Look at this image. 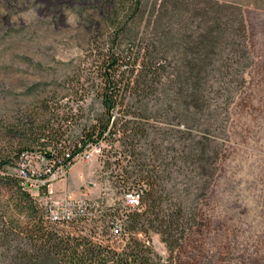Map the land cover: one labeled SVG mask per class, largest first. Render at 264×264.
Masks as SVG:
<instances>
[{
  "label": "rangeland",
  "instance_id": "1",
  "mask_svg": "<svg viewBox=\"0 0 264 264\" xmlns=\"http://www.w3.org/2000/svg\"><path fill=\"white\" fill-rule=\"evenodd\" d=\"M154 1L141 0L137 6L134 0H0V158L13 162L5 167L8 172L15 173L18 165L16 147L7 134L11 123L23 124L45 105L68 110L66 136L74 141L79 126L101 116L104 54L134 51L139 39H155L153 24L146 26ZM204 1L230 6L222 11V22L243 19L244 33L238 41L246 45L248 63L241 69L245 80L229 97L219 98L221 104L212 114L205 112L208 120L214 119L206 121L212 124L208 131L180 119L181 112H156L154 101L148 102L154 115L148 129L161 150L154 162L159 168L164 159L171 173L167 206L174 217L179 210L185 214L186 228L172 250L156 232L149 240L155 260L162 264H264V0ZM211 18L209 13L207 26H214ZM155 45L164 48L169 59L180 60L175 47ZM118 86L122 89L123 83ZM129 99L124 93L113 118L123 114ZM188 133L206 136L211 148L219 151L212 173L203 175L181 159ZM114 146L102 152L109 148L107 142L91 144L68 167L48 159L29 161L38 170L37 183L49 186L54 200L81 196L100 204L95 218L54 224L56 228L74 233L93 228L101 236L105 225L110 232L111 220L120 221L119 215L134 210L123 204L125 192L115 174L126 162L117 164L118 142ZM206 181L209 184L202 188ZM9 193L0 188L1 203ZM16 239L0 240V264H9L5 254L29 249L26 240ZM109 242L116 248L125 241L115 237Z\"/></svg>",
  "mask_w": 264,
  "mask_h": 264
},
{
  "label": "trees",
  "instance_id": "2",
  "mask_svg": "<svg viewBox=\"0 0 264 264\" xmlns=\"http://www.w3.org/2000/svg\"><path fill=\"white\" fill-rule=\"evenodd\" d=\"M134 1L140 5L141 0ZM203 1L155 0L146 23V26L153 24L155 39L148 43L139 39L134 51L104 54L107 70L99 94L104 111L90 124L79 126L76 140L66 136L71 112L48 105L23 124L9 125L7 134L16 147V163L26 153H38L56 165L68 167L91 144L105 141L109 148H102V152H109L118 142L117 164L121 159L126 162L115 174L119 185L124 192L133 188L141 191L140 205L119 215L120 221L111 220L110 232L107 225L100 231L101 236L93 228L83 233L65 231L54 226L63 223L45 218L23 181L6 170L13 162L0 158V188L10 192L5 203L0 202V240L6 243L20 236L29 245V249L19 248L13 255L5 254L9 264L11 261L12 264H162L153 256L150 233H158L171 250L179 245L186 229L182 220L185 214L179 210L174 217L167 206L171 173L164 159L160 160L159 168L154 162L161 150L148 129L149 119L154 116L148 102L154 101L156 112H181L180 119L204 125L208 131L212 124L206 122L205 112L212 114L221 104L219 98L229 97L244 82L241 69L248 63L245 42L238 41L244 33L243 19L222 22V11L230 6H211L215 2ZM209 13L214 26H207ZM158 42L165 44L167 50L175 47L180 60L169 59L166 50L155 45ZM122 65L126 69L118 71ZM169 68L171 72L167 71ZM119 83H123L122 89ZM126 92L131 104L123 107L122 115L113 118L114 106L123 102ZM134 105L135 108L131 107ZM187 139L182 148L186 153L181 156L185 164L198 167L204 171L203 175L215 171L220 154L211 148V141L191 133ZM207 184L209 181L202 188ZM114 227H118V233L113 232ZM115 237L125 242L113 248L109 241Z\"/></svg>",
  "mask_w": 264,
  "mask_h": 264
},
{
  "label": "built area",
  "instance_id": "3",
  "mask_svg": "<svg viewBox=\"0 0 264 264\" xmlns=\"http://www.w3.org/2000/svg\"><path fill=\"white\" fill-rule=\"evenodd\" d=\"M32 155L31 153H26L23 156L14 174L23 181L25 190L35 199L49 222L68 223L79 219H93L96 217L100 204L95 200L93 201L92 199L81 196H69L66 199L54 200L51 197L52 191L49 189V186H46L45 191L42 192L41 188L43 186L39 185L36 181V171L38 170L32 167L29 161L35 158L46 161L47 158L44 155H36V157L34 156L32 158ZM122 199L126 209H135L140 205L141 191H138L136 188L127 190ZM113 232L118 233V227H114Z\"/></svg>",
  "mask_w": 264,
  "mask_h": 264
}]
</instances>
